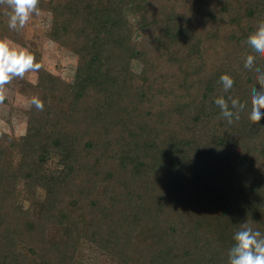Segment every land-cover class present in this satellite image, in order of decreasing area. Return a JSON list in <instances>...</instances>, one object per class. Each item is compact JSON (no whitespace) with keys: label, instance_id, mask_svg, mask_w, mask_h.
I'll list each match as a JSON object with an SVG mask.
<instances>
[{"label":"trees","instance_id":"obj_1","mask_svg":"<svg viewBox=\"0 0 264 264\" xmlns=\"http://www.w3.org/2000/svg\"><path fill=\"white\" fill-rule=\"evenodd\" d=\"M38 7L76 62L69 79L49 71L0 0V38L42 64L31 98L44 103L23 110V133L0 128V264H94L85 251L109 264H228L238 223L264 233V118H247L260 85L243 72L264 0ZM220 95L245 109L238 126L222 122Z\"/></svg>","mask_w":264,"mask_h":264},{"label":"clouds","instance_id":"obj_2","mask_svg":"<svg viewBox=\"0 0 264 264\" xmlns=\"http://www.w3.org/2000/svg\"><path fill=\"white\" fill-rule=\"evenodd\" d=\"M11 9L8 27L19 30L32 18L33 14L39 15V0H7ZM250 59L244 61L243 72L245 75H255L259 88H255L249 96L251 110L247 118L258 123L264 118V72L256 71L254 61L264 60V26L256 29V35L246 44ZM42 64L36 59L35 54L26 47L14 46L6 37L0 38V102L4 100L5 86L13 78H23L26 72H37ZM219 83L225 95L233 92L232 78L227 73H222ZM225 95L214 98L213 103L218 107L222 122L226 127L238 126L240 117L245 115V109L225 99ZM30 103L36 109L43 110L44 103L33 96ZM232 235L228 249V264H264V233L254 228L247 220L238 223Z\"/></svg>","mask_w":264,"mask_h":264},{"label":"rangeland","instance_id":"obj_3","mask_svg":"<svg viewBox=\"0 0 264 264\" xmlns=\"http://www.w3.org/2000/svg\"><path fill=\"white\" fill-rule=\"evenodd\" d=\"M48 24V14L40 12L39 15L33 14L32 18L22 28V31L28 41L40 51L43 65L49 71L60 73L64 78L69 79L75 68V55L64 48L58 47L46 37L45 32ZM34 78L35 72H26L24 77L19 79L14 90H5L8 102H0L1 129L7 132L12 130L17 135L24 132L26 118L23 110L29 105ZM84 254L94 264H109L111 262L110 259L97 251H85Z\"/></svg>","mask_w":264,"mask_h":264}]
</instances>
